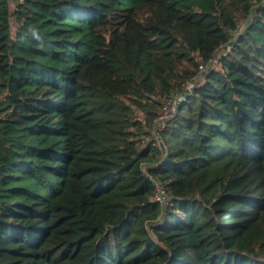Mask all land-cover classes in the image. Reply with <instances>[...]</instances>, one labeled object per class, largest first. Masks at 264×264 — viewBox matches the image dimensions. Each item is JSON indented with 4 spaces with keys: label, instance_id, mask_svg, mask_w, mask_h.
Wrapping results in <instances>:
<instances>
[{
    "label": "trees",
    "instance_id": "16d2710c",
    "mask_svg": "<svg viewBox=\"0 0 264 264\" xmlns=\"http://www.w3.org/2000/svg\"><path fill=\"white\" fill-rule=\"evenodd\" d=\"M0 264H264V0H0Z\"/></svg>",
    "mask_w": 264,
    "mask_h": 264
},
{
    "label": "built area",
    "instance_id": "2783aa9c",
    "mask_svg": "<svg viewBox=\"0 0 264 264\" xmlns=\"http://www.w3.org/2000/svg\"><path fill=\"white\" fill-rule=\"evenodd\" d=\"M208 64L201 63L199 66L200 73L206 71ZM194 86V82L191 81L187 84V90L191 91L192 87ZM185 95H177L172 98L167 99L160 110L159 117H158V127L157 129H163L166 127L169 118L172 114L176 111L177 102L184 99ZM156 144L160 143L161 137L157 135ZM157 190H156V199L166 207L169 203V197L166 195L165 186L161 182H156Z\"/></svg>",
    "mask_w": 264,
    "mask_h": 264
},
{
    "label": "rangeland",
    "instance_id": "374dc122",
    "mask_svg": "<svg viewBox=\"0 0 264 264\" xmlns=\"http://www.w3.org/2000/svg\"><path fill=\"white\" fill-rule=\"evenodd\" d=\"M223 51H224V48L219 49V50L216 52L215 56L217 57V56L220 55Z\"/></svg>",
    "mask_w": 264,
    "mask_h": 264
}]
</instances>
